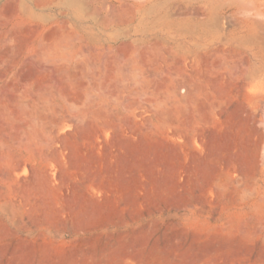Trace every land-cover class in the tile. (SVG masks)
Instances as JSON below:
<instances>
[{"label": "rangeland", "instance_id": "1", "mask_svg": "<svg viewBox=\"0 0 264 264\" xmlns=\"http://www.w3.org/2000/svg\"><path fill=\"white\" fill-rule=\"evenodd\" d=\"M0 264H264V0H0Z\"/></svg>", "mask_w": 264, "mask_h": 264}, {"label": "bare ground", "instance_id": "2", "mask_svg": "<svg viewBox=\"0 0 264 264\" xmlns=\"http://www.w3.org/2000/svg\"><path fill=\"white\" fill-rule=\"evenodd\" d=\"M104 8H105V7H104ZM106 10H107V9H106ZM43 48H45V47H43ZM43 48H41V47H40L39 49L37 48V49L39 50L41 56H42V59H43L44 57L49 56L51 53H53V52H50V51H49L50 48H49V50H46V49H43ZM40 49H41V51H40ZM63 51H64V50H61V52H63ZM37 52H38V51H37ZM39 52H38V53H39ZM91 52H92V51H91ZM54 53H55V52H54ZM63 53H64V55H65V52H63ZM85 53H86V52H85ZM40 54H39V55H40ZM56 54H57V53H56ZM51 55H52V54H51ZM54 55H55V54H54ZM120 55H121V54H120ZM41 56H40V57H41ZM65 56H66V55H65ZM32 57H33V56H32ZM49 57H51V56H49ZM55 57H56V56H55ZM66 57H67V56H66ZM66 57H65V58H66ZM79 57H80V55H79ZM120 57H121V56H120ZM120 57H119L118 59H116V61H118V62H115L114 64L117 63L116 66H117L118 68H117L116 66H115V67H116V68L119 70V72L121 73L120 75H121V77H122L123 79H122V78H120V79L124 80V79H127V78L124 77V76H125V72H126V74H127V69H126L125 66H123V64H122V61H123V60H121ZM33 59H34V58H33ZM44 59H45V58H44ZM53 60H54V59H53ZM46 61L49 62L48 60H46ZM46 61H45V62H46ZM34 62H35V61H34ZM42 62H43V61H42ZM42 62H41V63H42ZM55 62H56V61H55ZM39 63H40V62H39ZM36 65H37V63H36ZM41 65H42V64H41ZM39 67H40V64H39ZM124 67H125V69H124ZM40 68H41V69H51V68H53V67H50V66H46V65H45V66H41ZM55 69H56V68H55ZM51 70H53V69H51ZM51 70H50V71H51ZM124 70H126V71H124ZM53 73H54V72H53ZM53 73H52V74H53ZM51 78H52V77H51ZM57 78H58V77H57ZM57 78L53 76V80H52V81H53V85H54V86H56V85L58 86V84H59V83H57ZM58 82H60V79L58 80ZM121 83H122V81H121ZM122 85H123V84H122ZM124 86H125V85H124ZM53 89H54V88H53ZM117 92H118V91H117ZM117 92H115V93L113 92V96H114V95H118ZM50 93H51V92H50ZM120 93H121V92H120ZM93 97H94V96H93ZM120 98H121V97H119V99H120ZM33 119H34V121H36V120L38 119V117L36 116V114H35V116H33ZM33 119H32V120H33Z\"/></svg>", "mask_w": 264, "mask_h": 264}]
</instances>
